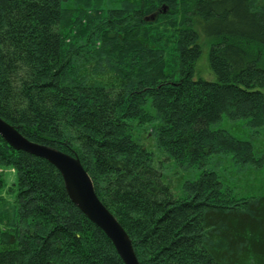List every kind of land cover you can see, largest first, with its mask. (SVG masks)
I'll return each instance as SVG.
<instances>
[{"label":"trees","instance_id":"trees-1","mask_svg":"<svg viewBox=\"0 0 264 264\" xmlns=\"http://www.w3.org/2000/svg\"><path fill=\"white\" fill-rule=\"evenodd\" d=\"M263 89L264 0H0V118L79 159L139 264H264L262 159L211 128H263ZM172 161L197 179L172 188ZM9 168L0 264H123L57 170L0 138Z\"/></svg>","mask_w":264,"mask_h":264},{"label":"water","instance_id":"water-1","mask_svg":"<svg viewBox=\"0 0 264 264\" xmlns=\"http://www.w3.org/2000/svg\"><path fill=\"white\" fill-rule=\"evenodd\" d=\"M0 138L15 151L25 152L53 166L61 175L72 204L106 235L123 264H139L129 237L98 199L92 180L79 159L28 141L1 118Z\"/></svg>","mask_w":264,"mask_h":264},{"label":"rangeland","instance_id":"rangeland-1","mask_svg":"<svg viewBox=\"0 0 264 264\" xmlns=\"http://www.w3.org/2000/svg\"><path fill=\"white\" fill-rule=\"evenodd\" d=\"M94 1H99L100 3H104L105 0H88L90 4H93ZM208 48H204L202 50L201 57L199 59V62L197 64V72L201 78H203L206 81L213 82L215 81V77L212 75V73H209L208 68ZM262 93H264V89L262 90ZM213 129H224L228 131L230 134H232L235 137H238L243 140L250 141L253 145L254 151H255V157L261 158V166L254 170L253 174L248 178V181L256 180L258 185H260L259 189L262 188L264 191V127L258 130H254L250 128L244 120H238V121H231L227 119L225 116L221 118V120L213 124L211 126ZM224 162L217 164L214 168V170L218 172H230L233 170V162L231 161L230 155L228 157H223ZM165 169V174L168 177V179L172 180L173 184L171 183V187L175 188L176 186L184 183L187 180H196L200 170L198 169H190L181 167L179 165L174 164L172 161L171 165H168ZM210 168V166H206V169ZM0 175L2 176V179L5 182V188L2 192V195L4 199L8 202L12 201V197L7 196L6 191L13 185L15 182V176L14 172L11 168L9 169H0Z\"/></svg>","mask_w":264,"mask_h":264}]
</instances>
